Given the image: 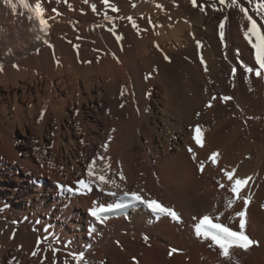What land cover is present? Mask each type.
Listing matches in <instances>:
<instances>
[{
  "label": "bare ground",
  "instance_id": "obj_1",
  "mask_svg": "<svg viewBox=\"0 0 264 264\" xmlns=\"http://www.w3.org/2000/svg\"><path fill=\"white\" fill-rule=\"evenodd\" d=\"M29 2L44 9L43 30L20 0H0V264H77L72 253H83L79 264H264V75L243 70L258 65L240 11L264 25L256 0ZM93 160L114 183L88 175ZM233 168L251 180L226 208L222 169ZM124 192L181 219L143 204L103 223L90 215ZM245 207L244 231L258 242L247 250L226 258L196 235L220 212L238 230Z\"/></svg>",
  "mask_w": 264,
  "mask_h": 264
},
{
  "label": "snow or ice",
  "instance_id": "obj_2",
  "mask_svg": "<svg viewBox=\"0 0 264 264\" xmlns=\"http://www.w3.org/2000/svg\"><path fill=\"white\" fill-rule=\"evenodd\" d=\"M105 4H108L109 0H103ZM20 3L25 7L29 8L30 10H33L35 13V17L39 20V24L41 26V30H43L46 27V20L43 19V13L44 9L41 6V3L37 2L34 4V8L30 4L29 0H20ZM193 5L197 4V0H192ZM220 4H225V0H219ZM233 4H235V0H233ZM15 7V5H13ZM158 7H161L158 5ZM256 8L259 12H261L262 15H264V2H261V0H256ZM118 11V9H114ZM93 11H95V6L93 5ZM240 11L244 13V16L249 22V27L244 32L245 38L250 43L252 49L254 50V59L255 64L258 65V67H249L247 65L244 66V71L248 74H252L254 72L255 76L261 77L264 75V25L258 23L256 19L253 18L252 15L248 14L247 8H240ZM127 19L132 20L131 17H128ZM133 27H138L134 20H132ZM224 25H220V36L223 38L224 32H223ZM39 39V37H37ZM116 39L122 40L123 37L120 35L116 36ZM198 46L200 45V42L197 41ZM201 62L204 63L203 57H201ZM0 70H2V67H0ZM205 71H207V67L205 65ZM237 72V68L234 67L232 69V74L235 76V73ZM215 99V97L213 98ZM220 99H222L224 102H228L232 99L230 96H223ZM211 107V104L208 105ZM196 135L194 136L195 143L199 145L200 147H203V141H202V132L199 126L195 129ZM188 151L192 154V159L196 160V153L193 151L192 147H188ZM218 152L211 153L209 160L212 164L218 163ZM100 159H104V157H100ZM96 161L93 160L92 164L89 166L88 169V175L90 177H94L95 180L99 181L101 185L107 184V183H114V181H110L107 177L100 174L98 175L94 171ZM110 167V165H109ZM199 170L201 172L204 171L205 168V162L200 161L199 162ZM223 175L226 178L227 181L230 182V187L227 188V190L231 193L233 199H226L225 207L230 208L233 203L234 199L240 198V193L243 191V189L247 186L249 181L251 180V177H245V178H239L236 177V169L233 168L231 170L228 169H222ZM121 179H123V174L121 173ZM219 187L224 189L226 188V185L223 182H218ZM77 184L87 190L91 191V183L85 180H79L77 181ZM61 189L64 188L63 185H59ZM73 189L70 187L68 188V191H72ZM101 191H103V188H100ZM111 195L115 196L116 193H110ZM123 195L125 197H130L132 201H135L139 204L145 205L152 213L157 214L158 216H168L171 217L173 220L179 221L181 217L179 214L171 207L163 205L161 202H158L155 199L145 198L142 193L140 192H124ZM251 200V196L249 195L246 199H244V204L247 205ZM121 205L117 204L116 207H120ZM111 209L105 207V206H98L93 207L89 209L90 215L93 216L96 220L103 223L104 216L103 214L110 211ZM224 215L223 212H220L218 215L210 216V215H204L200 220L199 223L196 224L195 232L196 235L199 237H203L204 239L211 240L220 250L221 254L224 257H229L230 249L234 247H238L240 249L247 250L251 246L257 244L258 242L251 239L248 235H246L244 229H245V215H246V207L244 210L236 213L237 216H239L241 219L239 221L238 230H233L227 223H224L221 221V217ZM215 221V222H214ZM95 229H93L94 231ZM148 238L145 237V240ZM172 252H176V249H172ZM36 253L34 252L33 255ZM171 254V253H170ZM73 258L77 261V264L83 259V253H72L71 254ZM135 260V258H133Z\"/></svg>",
  "mask_w": 264,
  "mask_h": 264
},
{
  "label": "rangeland",
  "instance_id": "obj_3",
  "mask_svg": "<svg viewBox=\"0 0 264 264\" xmlns=\"http://www.w3.org/2000/svg\"><path fill=\"white\" fill-rule=\"evenodd\" d=\"M32 138L34 139L33 147L39 152L40 156L44 155L43 154L44 152L42 150L43 146L41 145L43 143L42 140L40 138H38L37 136H33ZM40 150H41V152H40Z\"/></svg>",
  "mask_w": 264,
  "mask_h": 264
}]
</instances>
